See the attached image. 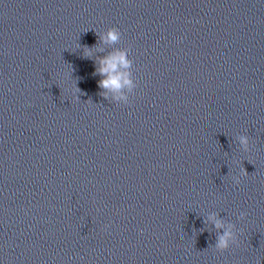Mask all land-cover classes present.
Masks as SVG:
<instances>
[{
  "label": "clouds",
  "instance_id": "9594fccd",
  "mask_svg": "<svg viewBox=\"0 0 264 264\" xmlns=\"http://www.w3.org/2000/svg\"><path fill=\"white\" fill-rule=\"evenodd\" d=\"M121 35L120 30L116 27H110L105 32L99 34L100 39L106 44H118L121 40ZM83 54L85 57L91 58L92 50L85 46ZM96 63L98 64L96 72L103 77V79L98 81V86L104 90L101 95L105 99H108L109 94H111L113 100L127 104L129 97L126 93L133 92L137 87L129 71L133 64V60L129 58V50L123 48L115 49L107 56L99 58ZM73 91L80 92L77 87ZM76 98L79 99V96ZM238 140L243 150L248 152L250 150L249 137L240 135ZM247 175L248 172L242 167L239 176L232 177L234 184L239 185L241 183L240 177ZM246 215L247 213L241 212L238 219L244 220ZM205 223H211L218 230L219 234L214 245L216 251L223 253L231 246L238 245V231L234 223H226L216 213L210 214ZM105 228H107V225Z\"/></svg>",
  "mask_w": 264,
  "mask_h": 264
}]
</instances>
